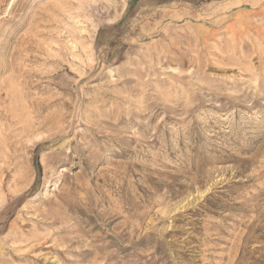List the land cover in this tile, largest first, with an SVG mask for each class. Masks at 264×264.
Masks as SVG:
<instances>
[{"label":"rangeland","instance_id":"374dc122","mask_svg":"<svg viewBox=\"0 0 264 264\" xmlns=\"http://www.w3.org/2000/svg\"><path fill=\"white\" fill-rule=\"evenodd\" d=\"M0 264H264V0H0Z\"/></svg>","mask_w":264,"mask_h":264}]
</instances>
